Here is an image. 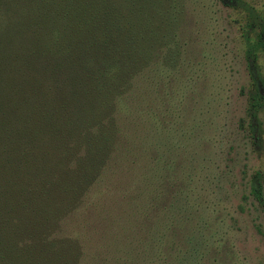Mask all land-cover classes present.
Here are the masks:
<instances>
[{
    "label": "rangeland",
    "instance_id": "374dc122",
    "mask_svg": "<svg viewBox=\"0 0 264 264\" xmlns=\"http://www.w3.org/2000/svg\"><path fill=\"white\" fill-rule=\"evenodd\" d=\"M130 2L106 23L109 38L96 40L119 46L124 69L143 63L113 102L117 139L99 128L98 103L73 112L82 108L77 92L61 105L53 138L35 140L51 147L56 168L46 177L65 185L62 203L75 205L50 238L56 247L73 240L76 264H264V209L251 192L256 177L264 201V50H253L262 77L255 141L246 57L264 0Z\"/></svg>",
    "mask_w": 264,
    "mask_h": 264
},
{
    "label": "trees",
    "instance_id": "16d2710c",
    "mask_svg": "<svg viewBox=\"0 0 264 264\" xmlns=\"http://www.w3.org/2000/svg\"><path fill=\"white\" fill-rule=\"evenodd\" d=\"M125 2L0 0V264H76L79 259L80 249L69 244L73 240L66 239L56 247L55 239L50 238L75 205L62 203L65 185L46 177L48 169L53 172L56 168L47 163L50 154L44 151L51 147L37 145L35 140L43 133L53 138L50 133L55 130L57 115L63 112L61 105L76 101L77 92L83 94L77 101L82 108L73 112L86 114L98 103L102 111L99 128L110 143L113 137L117 139V128L111 127L113 102L130 85L123 76L133 77L143 69V63L140 68L124 69L119 46L109 51V46L100 47L96 40L109 38L106 23L116 21ZM28 17L25 24L23 19ZM257 47L264 50L263 25L256 41L246 49L253 92L249 130L254 141L259 131L254 108L262 98V77L253 54ZM96 48L101 51L85 60L87 51ZM84 69L89 80L84 77L82 81ZM90 93L92 98H88ZM96 175L92 171L90 179L81 177L79 194ZM256 180L253 177L251 192L264 209Z\"/></svg>",
    "mask_w": 264,
    "mask_h": 264
}]
</instances>
